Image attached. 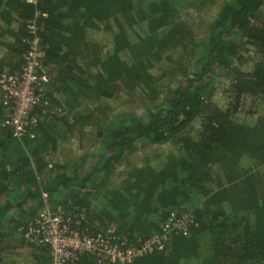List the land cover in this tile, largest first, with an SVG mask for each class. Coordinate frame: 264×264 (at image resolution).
<instances>
[{"label":"trees","instance_id":"trees-1","mask_svg":"<svg viewBox=\"0 0 264 264\" xmlns=\"http://www.w3.org/2000/svg\"><path fill=\"white\" fill-rule=\"evenodd\" d=\"M181 1L38 0L37 8L45 13L39 36L48 93L63 98L66 112L63 108L44 118L38 138L22 144L0 126V261L6 236L2 224L13 214H32L45 193L64 209H84L94 230L139 238L158 230L170 210L192 212L187 236H172L163 250L132 264H264V114L257 125V120L249 125L233 119L248 112L252 116L257 96L264 97V20L259 16L264 0H225L199 39L184 21L174 19ZM32 12L23 0H0V52L15 58L7 62L9 70L19 65L26 47L20 42L23 21ZM136 21H145L141 34L133 29ZM96 31L112 33L111 49L103 50L102 42L90 36ZM186 37L195 59L186 63L180 81L172 79L170 94L142 115L106 117L98 107L94 116L69 113L78 105L115 98L121 88L129 92L142 83L151 89L154 79L162 87V77L150 70L171 59L163 57L167 51L185 47ZM248 57L254 61L245 69ZM217 76L226 80L230 105L224 108L209 99ZM76 124L97 125L99 151L83 165H51L44 150H54L60 141L55 134L61 129L70 133ZM163 143L175 146L176 153L166 154L159 167L131 164L119 184L96 183L124 152ZM36 252L40 261L48 260L45 248ZM81 264L96 263L83 256Z\"/></svg>","mask_w":264,"mask_h":264},{"label":"built area","instance_id":"built-area-1","mask_svg":"<svg viewBox=\"0 0 264 264\" xmlns=\"http://www.w3.org/2000/svg\"><path fill=\"white\" fill-rule=\"evenodd\" d=\"M23 1L33 7L32 15L23 21L25 34L20 37L26 47L16 69H0V126L9 129L21 144L24 139L38 138L41 121L64 108L57 93H48L49 73L39 36V20L45 13L37 8L38 0ZM41 198L34 216L18 227L24 245L45 248L48 260L41 264H81L83 256L96 264H132L137 257L163 250L172 236H187L193 222L190 210H170L158 230L139 238L109 229L94 230L84 210H55L46 204L45 193Z\"/></svg>","mask_w":264,"mask_h":264},{"label":"rangeland","instance_id":"rangeland-1","mask_svg":"<svg viewBox=\"0 0 264 264\" xmlns=\"http://www.w3.org/2000/svg\"><path fill=\"white\" fill-rule=\"evenodd\" d=\"M182 0L176 7H178L177 15L175 14L174 19L178 21H184L185 26L191 29L192 36L195 39L204 38L207 35L208 28L215 17L219 7L225 0ZM181 3L183 8L181 7ZM186 6V7H185ZM181 10V11H180ZM259 16L264 20V5L262 8V13H259ZM181 21V22H182ZM183 23V22H182ZM108 24V22H107ZM102 26V22L99 24ZM111 29H115L113 21L110 20ZM133 29L136 34H141L145 29V21H136L133 25ZM92 37L99 39L102 42V49L107 51L111 49L112 43V33L110 31H102L99 33L98 31L92 32ZM185 47L183 48H175L172 51H167L163 57L168 56L171 59L170 63L167 65V60L163 59L158 63L155 67H153L150 72L156 75L162 81V87L159 86L161 83H158L153 80L154 86L150 89L149 87L144 86L142 83L138 85H134L130 88L129 92H126L124 89L118 92L115 98L102 100L94 104L87 103L86 106H76L69 113L71 115H76L79 111L82 113H90L94 116V108L98 107L100 112L103 113L106 117H110L113 114H118L122 112H133L136 115H142L146 108H150L154 103L161 102L164 93H169L170 86H173L174 82L177 80L180 81L183 78V74L186 69V63L192 62L196 57V53L194 49L191 47L192 40L184 39ZM241 49V46L239 47ZM138 57L137 51L135 52V58ZM0 60V69L5 67L9 68L8 61H15V58L11 53L7 52V55L1 57ZM254 58H249L248 61L242 63V67L245 69H249L251 64L253 63ZM136 67H134L132 72H135ZM162 71V72H161ZM175 77V78H174ZM174 78V79H173ZM175 81H173V80ZM172 81V82H171ZM176 81V82H177ZM226 80L225 76H217L214 79V89L210 94V101H212L215 105H218L222 108L230 105V100L228 94L226 92ZM61 97V96H60ZM64 113L66 112V107ZM262 99L263 102L260 100ZM254 113L251 116V112L247 114V116L243 114H239L235 116L233 119L237 122H245L244 124H252L253 121H256V125L260 123V119L264 114V97L257 96L256 102L254 104ZM206 113V111H203ZM200 117L193 121L192 127L194 130L198 128ZM93 118H90L92 120ZM67 121H71L68 120ZM90 126V125H89ZM85 125L83 127L80 124H76L70 133H67L65 129H61L55 135L60 138V141L57 142L56 148L54 150H50L49 148L44 150L45 159L51 165L53 163H59L62 165H73L75 161L81 162L82 165L84 162H88L90 158V154L97 153L99 148L97 145L95 131L97 130V125L89 127ZM255 138L257 135H254ZM65 138V139H64ZM169 152L176 153L175 146H172L170 143H163L157 145H149L143 148H139L138 150L132 152H124L121 157L114 163V167L111 168L105 175H101L99 178H96L97 184H102V182L107 183L106 185H117L121 181L123 177V170L125 167L131 164L140 165L142 163H149L153 167H159L161 163L165 160L166 154ZM113 163V162H112ZM87 165V164H86ZM263 165L257 167V170L261 172ZM66 170H70L66 168ZM81 173V171H80ZM83 173V171H82ZM81 175V174H78ZM264 192V190L262 191ZM57 199H47L46 204L52 209L63 210L66 212H75L77 207L71 206L67 209L61 207ZM42 205V203H41ZM39 205L35 208L29 215L26 214H17L11 216L10 220L7 221L4 225V232L6 234L4 239V248L2 251V259L0 264H37L40 261L39 254H37L35 248L28 247L24 245L21 240L20 233L17 230L21 224L26 223L28 219H30L36 211L41 207ZM84 209H82L83 211ZM7 213H10L11 210H6ZM85 211V210H84ZM24 221V222H23ZM20 222H23L20 224ZM16 228H14L15 224H18ZM94 226L97 225L96 222L93 223ZM108 228V227H107ZM24 248V249H23Z\"/></svg>","mask_w":264,"mask_h":264},{"label":"crops","instance_id":"crops-1","mask_svg":"<svg viewBox=\"0 0 264 264\" xmlns=\"http://www.w3.org/2000/svg\"><path fill=\"white\" fill-rule=\"evenodd\" d=\"M5 55H7V52H3V51L0 52V56L3 57V56H5ZM15 69H16V68H15ZM84 212H85V211H84ZM108 227H109V226H108ZM106 228H107V227H106ZM23 249H24V248H23ZM41 263H44V262L41 261V262H39V263H37V264H41Z\"/></svg>","mask_w":264,"mask_h":264}]
</instances>
